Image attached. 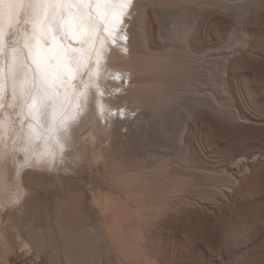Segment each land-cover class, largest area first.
<instances>
[{"label":"rangeland","instance_id":"1","mask_svg":"<svg viewBox=\"0 0 264 264\" xmlns=\"http://www.w3.org/2000/svg\"><path fill=\"white\" fill-rule=\"evenodd\" d=\"M135 1L86 66L78 142L28 168L18 202L0 186V264H264V0ZM127 30L135 98L117 109Z\"/></svg>","mask_w":264,"mask_h":264},{"label":"snow or ice","instance_id":"2","mask_svg":"<svg viewBox=\"0 0 264 264\" xmlns=\"http://www.w3.org/2000/svg\"><path fill=\"white\" fill-rule=\"evenodd\" d=\"M2 4H7V11L0 9V17L6 14L9 21L20 15L21 7L30 14L35 39L34 45L25 43L13 50L6 73L13 95L19 79V99L27 117L56 139L68 133L81 103L89 102L86 93L77 91V74L86 54L99 55L94 45L97 40L104 43V33L115 44L114 33L130 16L133 0H0ZM4 51L0 44V54Z\"/></svg>","mask_w":264,"mask_h":264},{"label":"bare ground","instance_id":"3","mask_svg":"<svg viewBox=\"0 0 264 264\" xmlns=\"http://www.w3.org/2000/svg\"><path fill=\"white\" fill-rule=\"evenodd\" d=\"M25 2L27 3V0H25ZM136 6H137V3L135 1V2H133V5L130 8V14L132 15V19H134V17H135V16H133V11L136 10ZM0 9L4 10L6 13L7 4L0 5ZM19 11H20V15L18 17H16L15 19H13L12 21H9L6 14L4 16L0 17V30H1L0 35H2V40L0 41V44L3 45L4 50H5L4 54H0V69H2L4 71V74L0 75V186L2 188L7 187L8 189L12 190L11 194H10V200H8L11 203L12 202L16 203L21 199L22 191H24V189L22 188V184H21L20 179L22 178V174L25 171H27L28 168L35 167L38 163H39L38 165H40V166H41V164H46V163H49L51 165H52V163L54 164V162H56L58 156L60 155L59 153H61L58 151V146L59 147L62 146L63 148L61 147V149H64V147L66 148L68 145L71 144L72 141L73 142L75 141V143H77L79 138H80L79 137V129L76 128V126H73V123H71L70 130L68 131L67 134H61L56 139H52V138L48 137V135L46 134V131L44 129L39 127L34 121H31L27 117L26 109L24 108L23 103L19 99V95H20V93H19V82H20V80L19 79L17 80L16 95L15 96L13 95V97H12L13 101H11L9 105L11 107L13 105L15 106V104H17L15 102V100H17L19 103V116L22 119L21 123H20V130L17 127V124L15 125L12 123L11 109H10L11 107L6 106V101L8 99V95H9V89H12L11 88L12 87V80L6 74L7 68H8V65L11 63V58H12V54H13L14 49H18V48L23 47V45L25 43H28L31 45L35 44V39L33 38V25H32L31 16H30V19H28V20H31L30 31H29L30 40L25 42L24 38L22 36V34H23L22 33L23 14H25V12H24L23 7H21L19 9ZM145 15H146V12L145 11L142 12L141 15H138V20L134 23L136 25L135 28H137V30L139 32L140 42L142 43L143 46L146 43L145 29H144V25H143L144 21H145ZM16 20H19V23H16ZM7 32H9L8 35H5V33H7ZM102 35L104 38V43L101 44L100 41L97 40L96 44L94 45L95 49L100 50L99 53H101L102 48L104 46H105V48L107 46L108 47L110 46L109 41H108V37L105 34H102ZM3 36H4V38H3ZM123 36L126 37V42L121 41L120 43L122 45V48L126 49L127 52L124 50L125 52L123 54H121V56H116L115 66H116L117 72L120 74L124 70H125V72H127V71L129 72V75L127 76L129 78L128 79L129 82H128V85L126 87H124V89L121 90L120 92H117V91L114 92L115 89L112 90L113 94L112 93L111 94L114 98L113 97H110V98L115 99V101L117 102L116 106H115L117 109L118 108H124L125 109L128 100L135 98L134 94L132 93V91H133L132 87H133V81H134L132 76H135L136 69L138 68L136 62L134 61L133 54L131 52V45L129 42L130 41L129 30H127V32L125 34H123ZM110 38H112V37H110ZM70 43L72 44V47H78V45L75 42H70ZM121 45H120V47H121ZM120 51H121V49H120ZM92 54H94V52ZM92 54L90 56H87V54H86V59L79 69L80 76H77L78 81H83L82 85H80V82H79V88L77 91H78V93L79 92L86 93L88 98H89V95H91L90 94V91L92 90L91 86L94 85V82H95L93 80V78H95V77H93V78H92V76L90 77V75L87 72L88 70L86 67V66H89L90 65L89 63L91 62V60H93L91 57V56H93ZM103 55H102L103 57L102 56L101 57H102V59H105L106 55L105 54H103ZM110 55H111V53H110ZM96 57L98 58V61H99V58H101L100 54L97 55V53H96ZM98 61H96L97 62V74L96 75L99 74V76H100V73H98L100 71H98V70L102 69V68H100V65L102 66V64H100ZM91 66H92V64H91ZM106 67H107V65H106ZM89 68H90V66H89ZM111 69H113V68L111 67ZM92 73H93V71H92ZM94 73H95V71H94ZM22 75H23V73H21L20 78H22ZM108 75H110V77L112 76V74H108ZM121 77H122V79L124 78L123 76H120V78ZM135 77H137V74ZM95 80L99 81L100 79H95ZM124 80H121L122 85H120V86H123ZM98 81H97V87L99 86ZM106 83H107V81H106ZM111 83H113V82L111 81ZM108 84H110V83H108ZM115 86H117V85H115ZM98 88H100L101 91L104 92L101 94L106 95V93L110 92L108 90H102V85ZM105 88H107V87L105 86ZM107 89H109V87ZM12 93H13V91H12ZM101 96L103 97V95H101ZM105 97L107 98V96H105ZM111 102H113V101L111 100ZM103 105L101 104V106H99L102 110V111L100 110L102 112V113L101 112L100 113H101L102 117L106 120L107 119L106 118V112H105V107H103ZM85 106H84V103H81L80 107L75 110V112L78 113L77 119L78 118L80 119V117H81L80 112L83 111V108ZM3 109H5V110H3ZM89 109H90V107H89ZM111 109H113V107ZM90 111H92V110H90ZM117 119H119V118H117ZM105 120H104V122L106 123ZM80 123H81V121H80ZM30 124H31V127H29ZM109 124H110V122H109ZM105 128H106V126H105ZM72 145H73V143H72ZM68 147H70V146H68ZM64 150H63V152H64ZM78 151H81V150L78 149ZM78 151H76V152L78 153ZM63 152H62V154H63ZM66 152H67V149H66ZM64 156H62V157H64ZM75 156H76V153H75ZM60 160L63 161V158ZM46 167H47V165H46ZM8 196H9V194H8ZM10 202H8V203H10Z\"/></svg>","mask_w":264,"mask_h":264}]
</instances>
